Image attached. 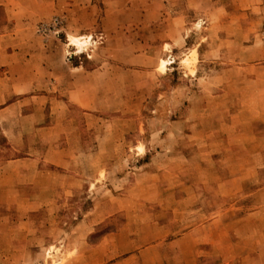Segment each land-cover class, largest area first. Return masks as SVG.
Masks as SVG:
<instances>
[{"label": "rangeland", "instance_id": "rangeland-1", "mask_svg": "<svg viewBox=\"0 0 264 264\" xmlns=\"http://www.w3.org/2000/svg\"><path fill=\"white\" fill-rule=\"evenodd\" d=\"M79 1L83 11L72 5L66 15L54 0H0V25L14 24V11L35 28L15 34L29 47L0 53V67L14 55L21 62L11 66L27 78L31 57L55 53L54 63L63 54L71 67L102 66L115 77L97 81L95 109L71 104L85 151L73 164L83 186L68 200L41 184L23 192L28 201L54 195L55 204L38 210L41 223L16 240L15 258L59 264L66 251L67 264H264V119L242 112L264 105L256 79L264 47L239 28L264 26V0ZM67 30L84 32L86 42L79 47ZM163 37L175 39V57L151 69L140 58L128 72L116 67L127 66L114 57L130 56V43L131 52L148 46L158 58ZM210 206L226 218L209 229ZM202 225L204 233L194 234ZM208 231L226 239L207 246Z\"/></svg>", "mask_w": 264, "mask_h": 264}, {"label": "crops", "instance_id": "crops-1", "mask_svg": "<svg viewBox=\"0 0 264 264\" xmlns=\"http://www.w3.org/2000/svg\"><path fill=\"white\" fill-rule=\"evenodd\" d=\"M54 3L62 5L61 7L68 12L66 15L71 14L69 11L72 10V5H78L80 11L84 8L79 0H54ZM11 12L9 15L11 18H16V22L9 26L0 25V33H2L0 34V53L8 52V48L29 47L28 41L15 39V34L35 31L32 26L19 23V15L14 11ZM261 18H264V9ZM239 28H242L243 39H249L252 36L255 44L264 47V26L256 29L248 26H239ZM128 30L130 29L126 31ZM66 32L70 38L86 36L81 31L73 33L67 30ZM253 32H255L254 35H252ZM37 43H32L30 47L36 46ZM47 43L56 45V41L51 39ZM58 46L64 48L65 45L61 43ZM133 47L134 44L131 43L125 45L130 56L122 57L123 59L114 57L119 62L127 64L124 68L116 66L120 70L130 71L128 64H134L136 58L143 59L145 63L140 65L148 69L157 67L161 60L175 57L177 44L175 39L165 37L158 58L152 56L151 48L148 46L144 47V51L136 54L131 52ZM197 50L198 48L195 47V54ZM50 54L47 57L30 58L28 62L32 64V67L28 69V72H32L33 75H28L27 78L25 74L15 71L11 66L21 62L17 61L14 55H10L11 59L7 67H0V133L6 143L3 147L0 145L2 147L0 148V264H20L22 260L15 258L19 256L16 247L22 245L16 240L22 241L23 238L32 237L30 235L33 233L32 228L41 223L38 210L52 208L55 204L54 195L47 196L50 199L28 201L24 200L23 192L37 190V186L41 184V188L46 193L56 189L66 194V200H68L71 191L83 186L82 169L79 164L75 167L73 164H75L74 160L80 159L85 151L81 149L82 137L75 129V122L70 117L69 108L72 103H75L84 109H95L92 107L95 100L93 97H96L98 92L95 95L92 94L100 91L98 86L100 83L97 81L115 79L110 75L112 71L102 66L92 69H86L84 66L71 67L63 54L58 55L59 62L56 63L52 61L55 53ZM259 67L262 70L256 74V79L263 85L264 61H260ZM24 79L26 83L23 81L22 84L21 81ZM43 80H46L47 87L39 90L41 87L38 81ZM88 84L92 85L88 88ZM243 108L242 112L248 110V112L257 113L255 119H264L263 103L255 107L246 104ZM206 109L208 110L209 107ZM220 207L223 208L222 205ZM209 209L211 214L208 210L206 227L210 229L215 222L225 223L224 212L219 216L215 215L213 206ZM34 230H36L35 227ZM203 233V225L194 226V234ZM206 234L207 246H214L216 240L218 242L226 239L224 232L217 239L209 231ZM199 236L194 235V240L200 241ZM195 246L196 244L194 248ZM225 248L224 241L220 250L224 252ZM59 257V264L69 262L66 251L59 253Z\"/></svg>", "mask_w": 264, "mask_h": 264}, {"label": "bare ground", "instance_id": "bare-ground-1", "mask_svg": "<svg viewBox=\"0 0 264 264\" xmlns=\"http://www.w3.org/2000/svg\"><path fill=\"white\" fill-rule=\"evenodd\" d=\"M72 41H73L75 44L79 45V47L82 46V45L86 42V40H81L79 37H73V38H72ZM164 65H165V62L162 61V66H164ZM53 264H58V262L55 263V261H54Z\"/></svg>", "mask_w": 264, "mask_h": 264}]
</instances>
